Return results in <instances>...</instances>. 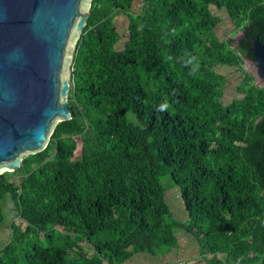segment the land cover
<instances>
[{"label":"trees","instance_id":"1","mask_svg":"<svg viewBox=\"0 0 264 264\" xmlns=\"http://www.w3.org/2000/svg\"><path fill=\"white\" fill-rule=\"evenodd\" d=\"M217 11L231 35L250 24L264 42V0L92 1L71 66L72 120L0 177V222L12 201L26 223H11L0 264H125L165 255L176 230L195 236L205 264H264V88L246 74L241 98L224 100L220 69L243 61L217 34ZM167 175L187 222L167 201Z\"/></svg>","mask_w":264,"mask_h":264},{"label":"water","instance_id":"2","mask_svg":"<svg viewBox=\"0 0 264 264\" xmlns=\"http://www.w3.org/2000/svg\"><path fill=\"white\" fill-rule=\"evenodd\" d=\"M93 0H0V177L46 151L69 107L71 66ZM264 85V43H254Z\"/></svg>","mask_w":264,"mask_h":264},{"label":"rangeland","instance_id":"3","mask_svg":"<svg viewBox=\"0 0 264 264\" xmlns=\"http://www.w3.org/2000/svg\"><path fill=\"white\" fill-rule=\"evenodd\" d=\"M138 4H140V0H138ZM217 13L223 19L216 30L217 34L222 38L227 39L234 37L235 34L231 35L233 27L226 12L217 11ZM117 23L122 34V42L119 46V48L122 49L128 39V20L125 17H118ZM220 71L227 78L224 91V100L226 103L228 104L236 98H241V95L238 94V86L242 81V76L241 73H239V70H236L234 67H227L220 69ZM77 153H80V150H78ZM162 184L166 189L167 201L171 206L175 219L180 222H187L189 217L186 207H184L179 187L172 182L168 175L163 178ZM4 212L5 220L3 223L0 222V247L4 246L11 239V223L14 220L26 227L25 221L18 217V211L12 201L4 204ZM175 234L178 239V245L173 249H170V251H167L165 255L160 254L159 256L154 257L152 255L141 253L125 262V264H175L178 260H182L184 264H205L206 261L200 254L201 248L197 245L198 242L195 236L183 230H176ZM80 245L87 253L92 254L94 252L88 242L81 241Z\"/></svg>","mask_w":264,"mask_h":264},{"label":"flooded vegetation","instance_id":"4","mask_svg":"<svg viewBox=\"0 0 264 264\" xmlns=\"http://www.w3.org/2000/svg\"><path fill=\"white\" fill-rule=\"evenodd\" d=\"M248 28L250 29V32ZM228 40L231 41V48L235 49V51L238 55H240L241 60L243 61L242 66L234 67L236 70H239V73H241L242 81L243 75L249 74L254 77L253 81L255 85L260 88H264L263 83H261L260 86L258 85L259 80L256 77V68L254 67L256 58L254 56L255 53L253 51V48L254 43L257 40L263 42L260 36L254 34V31L251 29V26L249 24L247 25L246 29L242 28L234 37L228 38Z\"/></svg>","mask_w":264,"mask_h":264},{"label":"clouds","instance_id":"5","mask_svg":"<svg viewBox=\"0 0 264 264\" xmlns=\"http://www.w3.org/2000/svg\"><path fill=\"white\" fill-rule=\"evenodd\" d=\"M178 262V261H177ZM177 262H175V264H177Z\"/></svg>","mask_w":264,"mask_h":264},{"label":"built area","instance_id":"6","mask_svg":"<svg viewBox=\"0 0 264 264\" xmlns=\"http://www.w3.org/2000/svg\"><path fill=\"white\" fill-rule=\"evenodd\" d=\"M177 264H179V262H177Z\"/></svg>","mask_w":264,"mask_h":264},{"label":"crops","instance_id":"7","mask_svg":"<svg viewBox=\"0 0 264 264\" xmlns=\"http://www.w3.org/2000/svg\"><path fill=\"white\" fill-rule=\"evenodd\" d=\"M197 245H198V243H197ZM199 246V245H198ZM200 251V250H199Z\"/></svg>","mask_w":264,"mask_h":264}]
</instances>
